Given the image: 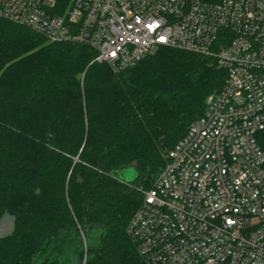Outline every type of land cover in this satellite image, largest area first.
I'll use <instances>...</instances> for the list:
<instances>
[{
  "label": "trees",
  "instance_id": "trees-1",
  "mask_svg": "<svg viewBox=\"0 0 264 264\" xmlns=\"http://www.w3.org/2000/svg\"><path fill=\"white\" fill-rule=\"evenodd\" d=\"M88 45L0 23V264H144L128 224L228 72L161 47L117 72ZM135 165L131 182L112 173Z\"/></svg>",
  "mask_w": 264,
  "mask_h": 264
},
{
  "label": "built area",
  "instance_id": "built-area-1",
  "mask_svg": "<svg viewBox=\"0 0 264 264\" xmlns=\"http://www.w3.org/2000/svg\"><path fill=\"white\" fill-rule=\"evenodd\" d=\"M88 45L126 70L161 47L225 84L167 153L127 231L144 264H264V0H0V23Z\"/></svg>",
  "mask_w": 264,
  "mask_h": 264
},
{
  "label": "rangeland",
  "instance_id": "rangeland-1",
  "mask_svg": "<svg viewBox=\"0 0 264 264\" xmlns=\"http://www.w3.org/2000/svg\"><path fill=\"white\" fill-rule=\"evenodd\" d=\"M135 176V172L132 168H128L124 171L123 177L125 178H132ZM14 224V218L10 214H5L2 219L0 220V237L8 234L11 232ZM72 261L74 264H85L86 262V253L83 254L82 258L81 256H75L73 257Z\"/></svg>",
  "mask_w": 264,
  "mask_h": 264
},
{
  "label": "water",
  "instance_id": "water-1",
  "mask_svg": "<svg viewBox=\"0 0 264 264\" xmlns=\"http://www.w3.org/2000/svg\"><path fill=\"white\" fill-rule=\"evenodd\" d=\"M128 168H132L134 170V172H135V176L134 177H132V178H125V177H123L124 171L126 169H128ZM137 173H138V168L135 165H132V166H128V167H121L120 169L114 170L112 174L115 177H118L120 179L125 180L126 182H131V181H133L136 178Z\"/></svg>",
  "mask_w": 264,
  "mask_h": 264
}]
</instances>
